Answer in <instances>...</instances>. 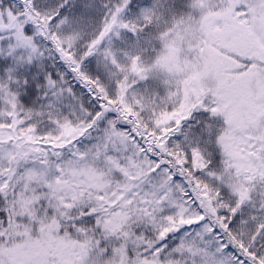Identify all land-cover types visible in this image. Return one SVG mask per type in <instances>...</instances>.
<instances>
[{"label":"rangeland","instance_id":"1","mask_svg":"<svg viewBox=\"0 0 264 264\" xmlns=\"http://www.w3.org/2000/svg\"><path fill=\"white\" fill-rule=\"evenodd\" d=\"M12 1L0 0V206L16 229L0 218V264H82L59 229L73 211L65 196L90 182L83 209L115 242L124 229L143 246L140 264H251L227 226L264 264V0H143L119 17L99 0H33L52 40L25 29ZM81 35L84 75L166 147L140 143L124 121L103 122L104 138L89 130L99 108L55 49L72 55ZM184 167L216 208L197 210Z\"/></svg>","mask_w":264,"mask_h":264},{"label":"trees","instance_id":"2","mask_svg":"<svg viewBox=\"0 0 264 264\" xmlns=\"http://www.w3.org/2000/svg\"><path fill=\"white\" fill-rule=\"evenodd\" d=\"M9 1L11 4L14 2L12 0ZM141 1L143 0H99V7H101L104 13L110 15L108 17H119L120 12L124 11L127 8L136 6ZM16 3H18L19 12L22 13L20 16L25 19L24 28L30 29L32 31V26L35 25L36 29L38 30L39 36H43L44 38H46V40L47 38L52 40L50 35H47L51 34L53 27L50 25V21L46 18V15L42 14L35 8V1L18 0V2ZM79 39L80 40L77 43H74L75 45L70 51L72 52V55H68L67 51H65L64 46L61 44L55 47V49L58 51V53L60 54V58L64 60L65 64L68 66L70 72L72 73V80H76L77 84H79L81 88L85 89L90 94V98H92V101H94L96 103V106L99 108L96 114L97 116H94V119L97 120H94L93 124L91 123L89 130L91 129V127H94L96 132L97 130L98 132H102L101 134H103V136H101L104 138L107 135V131L105 128L111 126L103 127V122L111 120L110 124L122 127L125 123L130 127L135 124L137 129L136 127L133 128H135V131H137L136 138L140 141V143L148 146H155L158 149H161V147H166L167 141L164 140L163 137L156 136L152 133L151 134L153 136H150V134H147L145 130L139 128L144 127V125L137 119V116L134 114V112H132L133 110L128 109V104H125L123 102L122 97L118 96L119 98L117 97L115 101H110V103L107 98L99 92V90L95 86V83L90 78L86 77L87 75H84V65L86 61L89 60L88 57L90 55V51L88 48H85L86 38L81 35ZM51 40L49 42H52ZM97 64H99V61H95L92 63L88 62L89 69L90 71L92 70V73L97 72L99 71V69H101V65ZM29 93L32 94L31 87L25 86V89H22V94L20 96L21 100L26 101ZM119 108H123V111ZM121 121H124L123 125L121 124ZM145 129L147 130L146 127ZM147 140H149V143H146ZM90 157L91 155H88L84 157L83 160L86 162L89 161V164L92 160H95V163L92 165L94 169L101 168V170H103L106 167V160L104 158H100L99 156H96V159ZM76 158L79 162L82 158V155H77ZM183 170H185L186 173H183L182 178L183 180H185L188 187L192 190L191 195L194 194L198 196L197 199H194V201H192H196L195 207L197 208V210L202 209L203 211L206 210L208 212L210 206L216 208V203L212 199L208 189L199 180H197L196 176L190 173L188 169L184 167ZM89 180V176H85L84 181L88 182ZM90 183L92 184H88L87 187H85L86 191L81 192L80 195H78L80 197L71 196L69 198L65 196L68 202L67 206H71V210L73 211H71L72 213L67 214L71 218L64 216L65 220L62 223L61 228L59 229L60 236H62V239L64 240V246H68V249H70L71 247L73 250H76V263L140 264L141 261H144V259L140 255V252L144 249V247H131V244L129 245L127 232L125 233L126 230L122 229L121 235L125 234V236H121L120 242H115L112 238L108 237V234L103 228V224L97 221L98 217L100 216L99 213H97V215L92 218H82L81 213L92 208L90 207L84 210L83 205L87 203L91 204L94 198H96H92V194L90 192L94 191L95 187L93 186V182ZM102 192L103 191H100L99 194H101ZM191 195L189 194V196ZM185 204L187 203H184V205ZM0 218L5 223L7 228L16 229V226L12 225L10 211L2 206H0ZM227 228L228 230H224L226 233H228L225 238L227 239V241L228 239L230 240L232 248L236 252L241 254L247 261L251 262V264H263L258 259L260 257L256 255V252H252L249 250L242 251V247L240 245L234 246V234L228 226Z\"/></svg>","mask_w":264,"mask_h":264},{"label":"water","instance_id":"3","mask_svg":"<svg viewBox=\"0 0 264 264\" xmlns=\"http://www.w3.org/2000/svg\"><path fill=\"white\" fill-rule=\"evenodd\" d=\"M92 215H94V211H89L88 213L85 214V216H87V217L92 216Z\"/></svg>","mask_w":264,"mask_h":264}]
</instances>
